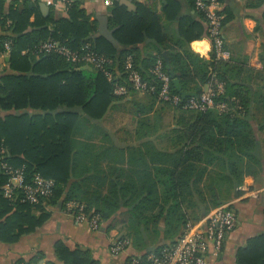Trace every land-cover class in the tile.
<instances>
[{
    "label": "trees",
    "instance_id": "obj_1",
    "mask_svg": "<svg viewBox=\"0 0 264 264\" xmlns=\"http://www.w3.org/2000/svg\"><path fill=\"white\" fill-rule=\"evenodd\" d=\"M191 4L195 8L194 0ZM196 12L199 22L186 26L180 21L179 38L170 42L152 9L139 5L137 12L128 13L116 0L109 18L112 28L119 26L113 36L120 48L115 49L103 38H93L96 23L90 21L81 0L73 3L63 17L56 16L52 9L44 16L38 2L30 6L29 0L12 1L7 5L6 0H0V45L11 42L7 66L0 75V112L6 114L0 116L1 243L13 244L35 232L50 217L46 207L60 205L65 210L68 202L83 205L86 213L97 215L100 226L128 207V234L119 239L134 243L142 224L148 223L143 216L154 212H158L157 218L164 213L176 216L189 189L201 185L208 168L228 170L229 176L214 180L230 188L239 187L245 178L257 182L264 167L256 151L257 132L264 133V120L253 124L249 107L257 103L264 117V97L252 98L244 85L230 80L229 61H215L213 53L206 61L188 47L195 40L208 38L203 14ZM47 40L80 54L88 46L93 53L112 59L119 73L123 72L125 58L132 56L135 68L154 87L158 84L150 70L157 58L162 59L164 70L171 80L179 81L184 92L199 96L214 77L225 84V92L217 101L226 102L235 111L220 114L215 110H184L180 104L159 102L156 91L145 94L144 103L135 101L132 92L130 100L115 98L114 81L109 82L101 72L84 63L67 62L54 53H40L39 45ZM145 41L159 47L155 56L141 58L136 46ZM162 50L169 51L170 73ZM119 80L124 81V76ZM171 92L178 94L173 86ZM112 107L133 116V135L140 140L157 136L164 110H173L177 123L183 125L165 134L172 140V152L157 151L151 142L139 147L114 145L110 135L94 123ZM2 163L21 168L27 183L36 174L52 180L51 195L38 204L22 201L20 190L11 199L6 198L2 188L9 178ZM211 197L212 207H219V194L213 192ZM174 243L134 257L141 259L140 264H149L145 262L148 254ZM53 254L56 262L45 264H97L89 250H72L61 240L54 243ZM43 256L37 254L15 264H41ZM235 262L264 264V234L248 239L236 251Z\"/></svg>",
    "mask_w": 264,
    "mask_h": 264
},
{
    "label": "crops",
    "instance_id": "obj_2",
    "mask_svg": "<svg viewBox=\"0 0 264 264\" xmlns=\"http://www.w3.org/2000/svg\"><path fill=\"white\" fill-rule=\"evenodd\" d=\"M12 1L22 2L23 0H6V4L8 5ZM81 1L86 13L90 16V21L96 23V32L93 38H103L107 41L104 37L97 36L101 26L99 20L102 18L107 19L106 28L108 31H112L114 38V32L119 26L112 28L110 25L109 18L113 4L105 7L102 4L103 0ZM114 1L116 0H112L113 3ZM117 1L120 6L125 7L128 13L137 12L139 5L152 9L160 17L164 33L170 42H176L179 38L180 21L186 26L199 22L198 13L191 4V0H131L129 7L123 4V0ZM219 3L223 15L224 46L230 54L228 68L232 69L228 73V77L234 83L244 85L250 97L257 98L255 96L257 88L252 83L255 81L257 84L258 81V83L264 84V22L262 20L264 0H219ZM50 10L49 8L46 15L50 13ZM55 13L56 16H65V14ZM136 47L140 51L141 58L149 54L155 56L159 50V47L150 41H145ZM188 47L200 58L206 61L210 59L211 46L207 37L191 42ZM114 48H120L118 42L117 48L115 46ZM165 51L169 52L162 50V54ZM133 98L140 103L147 100L145 95L140 94H135ZM130 99L131 97L128 98V100ZM258 106L257 103H252L249 107L253 124H259L261 120H264L263 111ZM113 107L108 110L103 119L94 123L110 135V141L114 145L139 147L145 142H151L157 151L172 152V140L167 138L165 134L169 130L181 129L180 126L183 124L179 126L177 123V113L171 109L164 110V120L159 134L152 138L140 140L133 135V129L136 127L133 116L125 111L122 112L121 109L115 110ZM255 114H259L261 120L256 119ZM5 115V113L0 112V116ZM123 115L130 117L129 127H122L123 125L119 122ZM110 129H113V133ZM118 131L122 133L119 137L117 136ZM257 134L259 138L257 155L264 161V133L259 131ZM208 169L209 172L201 185L195 189H189L186 201L183 202L180 212L176 216L167 217L164 213L157 218L158 212L147 213L143 216V219L147 218L148 223L142 224L138 240H134L133 243V240L129 238L131 246L123 254L111 255L110 246L115 240L126 237L128 234V224L131 221L128 207L121 208L111 220L101 223L98 231H90L86 226L75 223L62 206L56 205L46 207L50 217L35 232L20 237L13 244L0 242V264H15L19 260H29L37 254L44 255L41 264H45L46 261L56 262L53 245L58 240L65 242L72 250L75 248L89 250L97 264H130L132 256H141L148 251L176 242L184 232L185 225H203L207 216L216 209L212 207L211 202L213 192L219 194V207L228 206L235 213L237 224L235 229L226 237L221 252L212 261V264H236V251L245 246L248 239L264 234V167L257 177V182L245 178L237 188H230L223 182L218 184L214 180L229 176V172L225 168ZM207 177H209L208 180ZM171 218L172 221L169 226L167 223ZM155 221H157L156 224H153Z\"/></svg>",
    "mask_w": 264,
    "mask_h": 264
},
{
    "label": "built area",
    "instance_id": "obj_3",
    "mask_svg": "<svg viewBox=\"0 0 264 264\" xmlns=\"http://www.w3.org/2000/svg\"><path fill=\"white\" fill-rule=\"evenodd\" d=\"M32 3L38 2L48 6L53 11L66 14L70 6L77 0H29ZM102 4L109 7L112 0H103ZM195 9L203 14L207 25L208 40L211 46L215 61H230V54L225 49V41L222 33L223 15L220 11L219 0H194ZM86 49V51L84 50ZM82 49L83 53H78L69 49L54 40L42 42L38 51L40 53H54L71 63H84L96 71L101 72L109 82H113V96L115 98L129 97L130 93L145 95L157 92L159 102L169 103L177 106L182 105V109L188 111H199L206 113L215 110L218 113H229L235 108L229 106L224 101H217V98L224 94L225 84L214 77L207 84L201 94L189 99H182L178 94H172V80L164 70L163 61L157 58L150 74L156 80L158 87H154L149 81L144 79L141 73L135 68L132 56H127L123 62V72L115 71L114 61L103 55H97L89 50L88 46ZM11 42H4L0 45V75L7 66ZM26 52H23L25 54ZM124 76V81L119 77ZM238 109H240L238 107ZM2 168L8 176V182L3 186L4 196L11 199L16 190L23 194L22 201L29 204H38L52 193L54 183L36 174L27 183L21 168H12L6 163H2ZM65 212L73 218L75 223L86 226L90 231L100 229V218L97 215H90L84 211V206L75 202H68L64 205ZM237 218L235 213L228 207L216 208L210 213L203 225L187 224L182 235L177 241L158 252L150 253L146 256L145 262L149 264H212L222 250L226 237L235 229ZM131 246L128 239H117L110 246V253L118 256L127 251ZM132 264H140L141 259L133 257ZM24 264V263H20ZM33 264V263H28Z\"/></svg>",
    "mask_w": 264,
    "mask_h": 264
},
{
    "label": "water",
    "instance_id": "obj_4",
    "mask_svg": "<svg viewBox=\"0 0 264 264\" xmlns=\"http://www.w3.org/2000/svg\"><path fill=\"white\" fill-rule=\"evenodd\" d=\"M131 2H132L131 0H123V4H125L128 7L131 5ZM29 5L32 6L33 3L30 2ZM39 7H40V9L44 15H46L49 12V8L45 4L39 3ZM99 21L101 22V26L99 28V34L97 36L98 37L99 36L104 37L109 43H111L112 45H114L117 48V41L112 37V31H108L106 28L107 19L102 18ZM168 54H169V52L165 51V52H163L162 57L165 61L167 71L170 73V68L168 65ZM7 60L8 59H6V61ZM172 86L174 87V89L177 91V93L180 95V97L182 99L190 98V97H196V93L182 91L180 83L177 79H172Z\"/></svg>",
    "mask_w": 264,
    "mask_h": 264
},
{
    "label": "rangeland",
    "instance_id": "obj_5",
    "mask_svg": "<svg viewBox=\"0 0 264 264\" xmlns=\"http://www.w3.org/2000/svg\"><path fill=\"white\" fill-rule=\"evenodd\" d=\"M258 84V85H257ZM257 84L255 83V81H253L252 85H254L257 89H256V92H255V96L256 97H264V84L261 82V83H258L257 81ZM261 85V86H260ZM256 119L258 120H261V117L259 114H255L254 115ZM130 117L126 116V115H123L121 117V120H119V122H121V125H123L122 127H129V124H130ZM108 128V127H107ZM111 133H113V129H110ZM118 137L122 135V133L120 131H118Z\"/></svg>",
    "mask_w": 264,
    "mask_h": 264
}]
</instances>
